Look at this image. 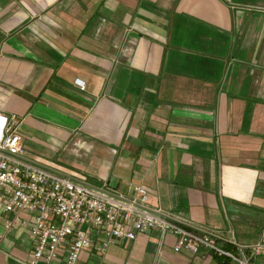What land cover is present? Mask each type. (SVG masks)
Returning a JSON list of instances; mask_svg holds the SVG:
<instances>
[{
	"label": "crops",
	"instance_id": "crops-1",
	"mask_svg": "<svg viewBox=\"0 0 264 264\" xmlns=\"http://www.w3.org/2000/svg\"><path fill=\"white\" fill-rule=\"evenodd\" d=\"M9 114L26 158L122 194L140 185L149 207L264 264V0H0ZM174 243L148 231L76 264H238ZM32 248L28 226L13 231L0 264Z\"/></svg>",
	"mask_w": 264,
	"mask_h": 264
},
{
	"label": "built area",
	"instance_id": "built-area-1",
	"mask_svg": "<svg viewBox=\"0 0 264 264\" xmlns=\"http://www.w3.org/2000/svg\"><path fill=\"white\" fill-rule=\"evenodd\" d=\"M17 127L14 114L0 116V239L28 226L33 248L27 264L51 262L62 251V264H76L85 249L102 253L114 242L132 241L148 231L172 235L173 252L196 254L202 248L247 264L218 248L213 233L149 207L140 185L122 194L105 183L94 186L80 175L26 158Z\"/></svg>",
	"mask_w": 264,
	"mask_h": 264
}]
</instances>
